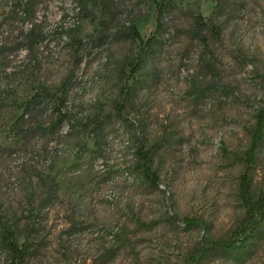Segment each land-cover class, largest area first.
<instances>
[{
    "label": "rangeland",
    "instance_id": "1",
    "mask_svg": "<svg viewBox=\"0 0 264 264\" xmlns=\"http://www.w3.org/2000/svg\"><path fill=\"white\" fill-rule=\"evenodd\" d=\"M107 2L86 13L76 0H40L24 22L0 0V222L28 239L27 264H185L244 215L239 176L264 104V0H224L220 18L216 0H175L128 96L118 70L139 41L127 32L132 21L144 38L155 31L156 0ZM196 13L220 25L209 52L193 35ZM33 29L42 37L29 46ZM140 146L156 149L157 184L135 168ZM263 179L264 140L254 195ZM10 260L0 243V264ZM204 264H264V240L246 261Z\"/></svg>",
    "mask_w": 264,
    "mask_h": 264
},
{
    "label": "trees",
    "instance_id": "2",
    "mask_svg": "<svg viewBox=\"0 0 264 264\" xmlns=\"http://www.w3.org/2000/svg\"><path fill=\"white\" fill-rule=\"evenodd\" d=\"M10 13L13 16H20L26 22H31L36 14L40 0H11ZM77 4L86 13L90 12L96 5L106 6L107 0H76ZM175 0H156L155 12L157 26L155 31L148 37H142L138 32L135 22H131L127 36L132 40L139 41L138 49L126 60L122 61L119 73L122 77L121 90L123 95H130L134 84L137 82L138 74L154 60L158 47V36L165 31V15L172 8ZM225 11L224 0H216L213 10V18H220ZM193 35L201 41L205 52H209V38L220 37V25L212 19L207 21L201 13L193 15ZM41 34L30 31L27 39L29 46L38 44L41 41ZM129 69V72H126ZM127 73V74H126ZM119 108L123 107L122 102L118 103ZM62 120V119H61ZM81 125V124H79ZM87 127V122L81 126ZM73 129L75 127L73 126ZM264 140V104L258 108L255 114V123L251 129V141L243 156V169L239 176L238 198L244 209L243 217L238 221L234 229L227 237L208 240L201 244L192 253L185 264H204L205 259L210 256L233 255L236 259L243 262L250 256L251 250L264 240V179L263 188L258 195L253 193V169L257 159V152ZM102 143H100V146ZM156 149L140 146L136 152L135 168L142 175L149 179L153 184H157L158 176L152 168ZM187 224L192 223L186 219ZM151 226L153 224H150ZM20 232L18 229L0 222V243L11 258L10 264H27L29 257V241L26 239L22 244L19 243Z\"/></svg>",
    "mask_w": 264,
    "mask_h": 264
}]
</instances>
